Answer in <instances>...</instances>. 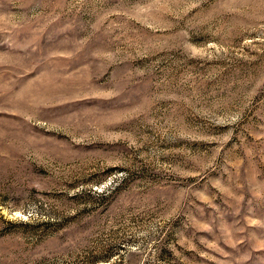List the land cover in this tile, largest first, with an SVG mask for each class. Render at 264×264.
<instances>
[{
    "label": "rangeland",
    "instance_id": "1",
    "mask_svg": "<svg viewBox=\"0 0 264 264\" xmlns=\"http://www.w3.org/2000/svg\"><path fill=\"white\" fill-rule=\"evenodd\" d=\"M0 264H264V0H0Z\"/></svg>",
    "mask_w": 264,
    "mask_h": 264
}]
</instances>
